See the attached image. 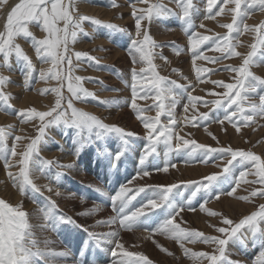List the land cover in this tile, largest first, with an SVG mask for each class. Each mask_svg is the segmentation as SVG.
I'll use <instances>...</instances> for the list:
<instances>
[{
  "label": "rangeland",
  "instance_id": "rangeland-1",
  "mask_svg": "<svg viewBox=\"0 0 264 264\" xmlns=\"http://www.w3.org/2000/svg\"><path fill=\"white\" fill-rule=\"evenodd\" d=\"M125 1L115 0L118 6L114 7L113 0H71L70 11L74 17L81 15L94 17L103 21L104 24H114L124 29L120 31L104 24L94 25L84 21L83 31L78 30L76 40L74 42L69 40L66 55L71 57V74L74 77H83L81 81L83 87L94 93L95 98L89 96L86 99H76L68 90L67 80L48 78L47 70L52 67L51 61L46 62L41 59L30 38L16 37L15 44L19 45L30 59L31 69L26 61L15 54L9 57L7 63L0 54V76L7 80L0 90L9 96L7 105L0 102V128L9 132L6 140L7 148L15 147L17 152L15 157L9 155L12 165L10 168L5 164L4 159L0 158V200H4L12 207H18L27 214L32 239L37 242L33 251L39 249L41 253H44L34 257L30 264H44V261L49 264H81V261L94 264V259L90 256L93 248L88 250V245L94 246L95 242L103 245L106 256H113V252H116L114 261L117 262L121 258V253L126 252L143 255L151 264H209L208 260H201L192 256L191 253L205 252L209 255H219V247L216 244L205 243L199 239L181 241L169 234L155 231L169 213L177 208L179 214L175 216L174 222L180 228L195 230L205 236L219 237L228 241L224 258L219 264H253L252 261L256 259H259L258 264H260L259 253L264 252V219H258L256 224L242 226L232 236L218 231L220 227L234 228L241 220L258 212L264 205V196L252 195L253 191L264 189V184L255 182L258 181V177L253 174L255 169L251 168V165H243L237 161L228 165L227 162L231 156L223 153H213L206 157L202 152H192L189 149L170 152L163 143L158 144L157 151L141 164L148 130L144 127L140 116L131 107L132 84L133 70L140 73L142 69H147L148 65L144 61H134L130 54L133 39L137 38L135 17L132 15L133 6L139 9L146 8L152 3H160L166 8L176 6L180 9V5L176 4L177 0H148V3H144L143 0H133L131 3H127L130 0ZM194 1L193 8L196 9V13L192 20L186 21L180 18L181 24H176L179 13L166 14L160 18H153L151 21L145 20L142 21L139 37L142 39L143 34L147 33L155 42L156 47L152 49V52L156 73L187 88V92L177 89L179 100L174 109L176 135L173 138V146L180 143V138H183V140L195 141L212 148L250 151L264 159V116H255L253 123L242 121L237 123L238 117H235L233 122H229L224 119V116L226 112L235 111V105L226 108L203 103V101L221 99L228 93L229 90L226 87L214 81H220L222 84L236 83L239 74L232 69L243 64L252 45L256 43L257 33L241 30L239 34L235 32L231 34L232 42L236 44V52L239 55L227 56L218 62L209 61L205 57L224 55L215 50V41L209 40L199 46L200 58L196 59L191 45L194 34L209 37L228 35L229 30L224 25L233 23L234 14L230 9L234 8L235 4L231 0L228 2L218 0L221 1L220 6L217 1L215 4L217 7L213 6L211 13L207 16V11L204 14L206 0ZM64 2L69 3V0ZM18 3L20 0H0V33L6 31L7 17ZM91 7L103 9V11H100V14L92 12ZM241 7L248 12L242 20L238 18L241 29L244 24L249 26L264 24V9L258 5L253 6L250 0L248 3H242ZM221 8H224L223 12H220ZM107 13H111L109 18H105V15L108 16ZM175 14H178V18L173 16ZM204 15L205 18H203ZM214 23H217V27L213 25ZM59 26L63 27V22ZM29 31L37 40L48 38V33L39 25H29ZM76 53H87L88 57H95L98 63L86 57L77 59ZM261 57L264 58V48L258 49L249 67L255 76L264 79L262 66L264 63L261 62ZM68 68L69 65L65 61L57 70L66 72ZM197 69L200 70L199 73ZM41 71L45 72L46 78H40ZM144 75L146 79L140 81L138 89L149 83L147 77L152 74L145 72ZM54 88H60L63 96L61 109L58 111L65 110L70 116L72 109L68 107V101L71 100L74 108L91 113L105 124L118 126L134 135L125 137L115 131L97 128L78 129L74 125L64 124L63 121L49 125L45 129V135L33 159H36L37 165L40 163L39 159L53 160L57 163L46 166L47 169L43 171L33 167L31 179L40 191L36 192L31 187H26L25 191H21V195L25 197L19 199L16 193L20 192V188L9 173H19L21 154L27 150L32 140L40 135L39 130L42 126L39 118L26 119L19 113L30 109L38 112L50 111L56 106L57 96L52 91ZM45 89L48 91L45 92ZM144 91L146 88L136 95V104L146 109L144 116L155 117L157 109L154 105L158 103L155 99L156 94L152 92L145 96ZM27 93H32L29 101L22 102L23 96ZM189 94L199 98L195 102V107L187 106ZM234 95L235 90H233ZM261 95H264V87L257 88L250 97L259 102ZM101 101H107V103H101ZM205 112L209 113V120H199L196 124L187 122L193 116L199 118V115ZM49 119L51 117H46L45 122ZM160 122L168 123L166 114L160 116ZM215 122L221 126L219 130L216 129V124H213ZM205 128L207 129L199 130ZM200 131L209 132L201 135ZM203 136L207 137L202 139ZM16 137L21 139L16 140ZM118 153L122 155L117 159ZM173 159L176 161L172 164ZM203 160L208 161L210 165L214 164L206 173L202 170H194V174L187 176L188 172L185 170L191 171L199 167L181 166L178 175L164 179L161 170H156L162 169L166 164L168 167H173L178 162L200 163ZM64 164L72 166L59 167ZM240 165L243 166L242 171ZM226 166L230 168L227 173L224 171ZM179 167L176 166V168ZM33 169L37 171L36 176L33 174ZM142 171L148 172L149 176L143 175ZM240 172L249 174L245 177L247 182L241 181L237 186L233 181L239 178ZM214 174H220V177L212 183L210 188L201 190L193 196L192 192L195 189L187 184L205 180L206 177ZM150 185H178L179 187L169 193V201L165 206L152 209L147 203L150 197L155 198L156 193L148 187ZM123 186L128 189L125 199H130L126 212L130 215L132 211L142 207L145 209L147 216L141 217L137 227L126 228L120 224L119 219L115 223H105L117 217V210L113 206L111 197H114ZM52 187L62 190L70 197L67 205H63V198L56 197L55 189ZM142 187L145 191L138 192L137 189ZM236 187L239 190H236ZM232 189L237 191L235 195L239 202L238 206L233 204L225 206V200L218 203L220 207L211 205L217 195L223 192L229 194ZM50 201L55 202L54 208ZM201 205L208 211H205ZM118 206L119 201H117ZM211 213H217V215ZM32 217L36 218L34 224L31 221ZM61 217L70 219L63 220ZM225 218L233 223L224 224ZM143 223L145 228L142 229L140 225ZM144 230H148V234L152 233V238L146 239L136 233V231ZM111 232L117 235L107 237L106 234ZM93 233L96 235L94 236ZM65 238L71 242L70 245ZM78 240L86 242V246L81 250L72 244ZM117 245L123 246L119 252ZM185 249H189L190 253L186 254ZM87 250L88 257L84 259L81 254Z\"/></svg>",
  "mask_w": 264,
  "mask_h": 264
},
{
  "label": "snow or ice",
  "instance_id": "snow-or-ice-1",
  "mask_svg": "<svg viewBox=\"0 0 264 264\" xmlns=\"http://www.w3.org/2000/svg\"><path fill=\"white\" fill-rule=\"evenodd\" d=\"M144 3H148V0H143ZM217 0H208L207 9L209 13L213 6L216 4ZM228 2V0H226ZM235 4L234 8L230 11L233 15V23L224 25L228 28L229 34L223 37H209L201 36L196 33L191 39V45L193 50V56L198 59L200 58V53L198 51L199 46L204 44L206 41L214 40V48L216 51L224 54L222 56H208L205 59L218 62L219 60L226 58L227 56L239 55L236 52V44L232 42V33L235 32L239 34L241 30L243 31H255L257 33L256 43L252 45L251 51L248 53L247 57L244 59L243 64L238 68H233L239 75L235 84H222L220 81H214V83L221 84L226 87L229 91L221 99L213 101H203L205 104H213L216 107H226L231 108L235 105L236 110L231 113H227L224 116L225 120L233 122L235 117H238L237 123H253L255 116H264V95L259 97V102H256L250 97L251 93H255L257 88L264 87V79L255 76L250 71V65L253 63V58L256 56L258 49L264 48V24L260 26H249L247 24L243 25V29L239 26V21L248 15V12L242 9V3H248V0H231ZM253 6H259L264 9V0H250ZM113 6H118L113 0ZM72 7L71 0L69 3H65L64 0H20V3L16 4L12 8L10 14L7 17L6 31L0 33V54L3 55L5 63H7L9 57L15 54L18 58L23 59L27 62L29 69H31V61L24 54L21 47L15 44L16 37L23 36L25 38H30L33 45L36 48L37 53L40 55L41 59L44 61H51L52 67L47 70L48 78H55L59 80H67L68 90L72 93L76 99H86L89 96L95 98V94L89 92L83 87L81 81L83 77H74L71 72V57L67 56L68 43L69 40L75 41L78 35V30L83 31L82 24L84 21H89L94 25L104 24L103 21L89 16H78L74 17L70 8ZM180 7L183 9V14L181 19L190 21L191 12L193 10L191 0H180ZM172 10L167 9L163 4L152 3L146 8H135L133 6L132 15L135 17L136 26V39H133L132 47L130 49V54L133 56L134 61H144L147 63L148 68L142 69L140 73L133 70V100L131 107L140 116L144 127L148 130L147 139L149 141L147 147L145 148L144 156L141 159V164L148 156L154 154L157 151V145L160 143L165 144L168 150L171 152L173 150L180 151L182 149H189L192 152H202L206 157L213 153H223L225 155H230L231 159L227 162L228 165H232L233 161H237L243 165H251V168L255 169L253 173L258 177V181L264 184V159L260 156L254 154L250 151L243 150H232L231 148H212L203 144H198L195 141L183 140L180 138V143L173 146V138L176 135L174 128L176 126L174 109L175 105L179 100L180 89L187 92V88L184 85L177 84L175 81H170L165 77L160 76L156 73L155 66L153 65V52L152 49L156 47L155 42L147 34H143V38L140 39L142 21H151L153 18H160ZM224 8L220 9L223 12ZM63 22V27H60V23ZM35 24L39 25L48 33V38L37 40L33 34L29 31V25ZM107 27L116 28L117 30L124 31V29L119 28V26L114 24H104ZM187 31V29H185ZM87 35V34H86ZM86 57L89 60L98 63L95 57H88L87 53H76V58ZM68 63L69 68L66 72L58 71L57 69L65 63ZM231 67V66H229ZM199 69L197 72L199 73ZM149 72L152 75L147 77L149 83L138 89V84L141 80L146 79L144 73ZM40 78H46L45 72L41 71ZM7 82L6 78L0 76V89ZM146 88L144 95L155 92V99L158 101L154 105L157 109V114L155 117L144 116L143 113L146 111L145 108L140 107L136 104L135 97L139 91ZM233 90H235V95L233 96ZM45 92L48 90L45 89ZM56 93L57 100L56 106L48 112H38L35 109H30L27 111H21L19 114L26 119L39 118L42 122L40 128V135H38L32 142L28 145L27 150L24 151L22 159L19 161L21 168L19 173H9L13 177V180L18 184L20 190L25 191L26 187H31L33 191L39 192L40 188L31 179V171L33 167L39 168L43 171L46 166H52L56 164L53 160H43L39 159L40 163L36 164V159H33L34 154L38 152V145L45 135V129L55 123H60L63 121L64 124L74 125L78 129H93L97 128L106 131H115L120 133L122 136H132L133 133L126 132L123 128L115 125L105 124L95 115L91 113L84 112L80 109H76L72 106V101H68V107L72 109L71 115L69 116L65 110L61 109V100L63 96L61 94L60 88L52 89ZM199 98L188 95L189 104L195 107V102ZM9 96L6 95L2 90H0V102L5 105L8 104ZM167 102V104H166ZM101 103H107V101H101ZM185 111H187V106H185ZM55 113V115H53ZM166 114L168 117V123L162 124L160 122V116ZM209 113H201L199 118L193 116L188 123L196 124L199 120L207 121L209 120ZM46 117H51V119L45 122ZM223 121H221L222 123ZM9 132L0 128V158H3L5 164L10 168L12 165L9 161V155L15 157L17 152L15 147L8 149L6 140ZM21 137H16V140H20ZM122 153L117 154V159ZM206 162V161H205ZM72 165H59V167H71ZM160 171V168L156 169ZM164 172L168 171V164H166L163 169ZM225 173L230 171L229 167H225ZM143 175H149L148 172H143ZM248 172H241L239 178L234 179V183L239 186L241 181H245ZM220 177V174H214L205 178V180L197 182H189L187 186H192V195L195 196L197 192L201 190H207L210 188L213 182H215ZM247 182V181H245ZM153 189L156 193L155 198L148 200V205L152 209L160 208L165 206L169 201V193L173 191L174 188L179 187L178 185L169 186H148ZM51 191V189H49ZM128 189L126 186L120 188L119 192L114 197H111L113 201V206L116 207L117 217L112 218L105 223H115L119 219L120 224L126 228L137 227L141 217L147 216L143 209H137L132 211L129 215L126 212L130 199H125ZM138 192H144L145 188L137 189ZM235 191V189H233ZM59 194V193H57ZM252 195L264 196V189L253 191ZM218 198V195H217ZM246 199V197H242ZM117 201H119V206L117 207ZM51 206L55 207V202L50 201ZM186 207H190L186 205ZM201 207L204 208L203 205ZM179 214V209H175L170 212L166 219L155 228V231L161 232L162 234H169L174 239L181 241L191 240L195 241L197 239L204 241L205 243L216 244L219 247V255H209L205 252L191 253L192 256L197 257L201 260H208L209 264H219V262L224 258L225 246L227 244L226 239H221L219 237H209L205 236L195 230H188L180 228L175 224L174 218ZM212 215H217V213H211ZM62 219H70L66 217H61ZM264 219V205L260 207L258 212L252 213L250 216L245 217L240 223L236 224L234 228L220 227L218 231L220 233H226L230 236L234 235L242 226L248 224H256L257 221ZM226 225H231L233 221L228 218L223 220ZM95 236L96 234L93 233ZM107 237H115L117 233L111 232L106 234ZM36 241L32 239V234L30 232V226L27 220V214L24 211L19 210L18 207H12L7 204L4 200H0V264H30L32 259L36 256H41L39 249L33 251ZM122 248V245H117ZM186 254L190 253L189 249H185ZM113 255H117L113 252ZM114 264H151L147 257L136 254V253H121L120 260L114 261ZM260 264H264V252L261 253Z\"/></svg>",
  "mask_w": 264,
  "mask_h": 264
},
{
  "label": "bare ground",
  "instance_id": "bare-ground-1",
  "mask_svg": "<svg viewBox=\"0 0 264 264\" xmlns=\"http://www.w3.org/2000/svg\"><path fill=\"white\" fill-rule=\"evenodd\" d=\"M125 1V0H124ZM133 0H130L129 2H127V3H131ZM136 1H138V0H136ZM126 2V1H125ZM90 10L92 11V12H97L98 14H100L101 12L100 11H103V9H97L96 7H91L90 8ZM179 13V12H178ZM108 14V16H106L105 15V18H109V16L111 15V13H107ZM180 14V13H179ZM201 18V17H200ZM203 18H205V15L203 16ZM218 23H220V22H218ZM217 23H214L213 25H216ZM216 27H217V25H216ZM261 62L262 63H264V58L263 57H261ZM191 63V62H190ZM189 63V64H190ZM188 64V65H189ZM262 66L264 67V65L262 64ZM30 94H32V93H27V94H25L24 96H23V99H22V102H24V101H29V99H30V97H31V95ZM187 106H191L190 104H188ZM182 116V115H181ZM179 122H181V120H179ZM213 124H216V122L215 123H213ZM211 126H213V125H211ZM211 126H209V127H211ZM216 129L217 130H219L220 129V127L221 126H219L218 124H216ZM207 128H205V129H199V130H206ZM209 131H200V134L201 135H204L205 133H208ZM120 136V135H119ZM122 137V136H121ZM207 136H203L202 137V139H205ZM59 138V137H58ZM58 138H56L57 140H59V141H61V139H58ZM123 139H124V137H123ZM148 141H147V138H146V147H147V145H148V143H147ZM145 146V145H144ZM145 147V148H146ZM166 147V146H165ZM54 152H56V151H54ZM144 153H145V151H144ZM168 156V155H167ZM190 159V158H189ZM192 159V158H191ZM174 160V159H173ZM175 161H176V159L174 160V161H172V164H173V162L175 163ZM177 161H178V159H177ZM206 160H203L202 162H200V163H181V162H178L177 164H176V166H180L179 168H176V166H170V167H168V168H170V171H167V172H164L162 169H161V174H162V177H164V179H166V178H170L171 176L172 177H175L176 175H178L177 173L179 172V169L181 168V166H187V168H191V167H199V168H193L191 171H190V169H189V171H186L185 170V172H188V174H187V176H190V174L191 173H193L194 174V170H202V171H204V173H206V172H208V168H210L211 166H214V164H211L210 165V163H208V161H206ZM61 162V161H60ZM61 163H64V162H61ZM113 164V163H112ZM163 164V163H162ZM65 165V164H64ZM164 167V166H163ZM201 168V169H200ZM240 168H241V171H242V169H243V166L242 165H240ZM44 169H47L46 167L44 168ZM117 170V169H116ZM37 171L36 170H34L33 169V174L36 176V173ZM171 173H173L172 175H171ZM241 173V172H240ZM240 175V174H239ZM238 175V176H239ZM46 176V175H45ZM145 176H149V175H145ZM193 176V175H192ZM238 178V177H237ZM41 184H42V182H41ZM48 185V184H47ZM240 185V184H239ZM51 187V186H50ZM45 188H47V187H45ZM53 188V187H52ZM144 188V187H143ZM237 188V187H236ZM53 189H55V195H56V197H60V198H63V205H67L68 204V202H69V198L70 197H68V195H65L64 194V192L62 191V190H58L57 188H53ZM46 190V189H45ZM236 190H239L238 188L236 189ZM235 190V191H236ZM54 191V190H53ZM231 192L228 194V192H223V193H220L219 195H218V198H216L214 201H213V203H211V205H216V206H218V207H220V204H218L220 201H223V200H225L224 202H225V206H229V204H233L234 206H238L239 205V202H238V199H237V195H235L236 193H237V191L235 192V191H233V189L232 190H230ZM15 193H16V191H15ZM25 193V192H24ZM54 193V192H53ZM57 193H59V194H57ZM17 196L19 197V199H21V198H24L22 195H21V190H20V192L19 191H17ZM54 195V196H55ZM58 195V196H57ZM53 196V195H52ZM217 197V196H216ZM175 198L177 199V197L175 196ZM179 198V197H178ZM150 199H152L151 197H150ZM49 200V199H48ZM54 200H56V199H54ZM57 201V200H56ZM48 203V202H47ZM148 204V203H147ZM146 204V205H147ZM45 205V204H44ZM62 205V206H63ZM61 206V205H60ZM43 208V207H42ZM40 209V208H39ZM48 209H50V208H48ZM65 209V208H64ZM142 209H143V207H142ZM144 211H145V209H143ZM50 212V211H49ZM160 212V211H159ZM49 214V213H48ZM48 214H47V216H48ZM44 216H46V215H44ZM47 216L45 217V218H47ZM51 219V218H50ZM35 220H36V218L35 217H32L31 218V221H32V223L34 224L35 223ZM64 220V219H63ZM53 221V220H52ZM44 222H45V220H44ZM29 223H31V222H29ZM31 223V224H32ZM50 225V224H49ZM147 231L148 230H144V231H136V233H138L139 235H141V236H143L144 238H152V233L151 234H148L147 233ZM149 232V231H148ZM71 233V232H70ZM147 234L149 235V236H147ZM67 236V235H66ZM71 236V235H70ZM68 237V236H67ZM100 239H102L101 237H99ZM66 239V238H65ZM67 240V239H66ZM103 240V239H102ZM101 240V241H102ZM103 242V241H102ZM81 250V249H80ZM110 250V249H109ZM119 251H121V249L119 248L118 249V252ZM261 253L262 252H260L258 255H259V258L261 257ZM120 254V253H119ZM228 256V255H227ZM119 259V258H118ZM258 262H259V259H256V260H253L252 261V263L253 264H258Z\"/></svg>",
  "mask_w": 264,
  "mask_h": 264
},
{
  "label": "crops",
  "instance_id": "crops-1",
  "mask_svg": "<svg viewBox=\"0 0 264 264\" xmlns=\"http://www.w3.org/2000/svg\"><path fill=\"white\" fill-rule=\"evenodd\" d=\"M173 1H175V0H173ZM194 0H191V3H192V7H194V5H195V1L193 2ZM218 1V0H217ZM205 2V1H204ZM207 2H208V0H206V4H207ZM219 2V1H218ZM221 2V1H220ZM220 2H219V6H220ZM179 3V5H180V0H177L176 1V4H178ZM218 6V7H219ZM214 7H217V6H215L214 5ZM167 9H171L172 11L170 12V13H167V14H173V13H180V15H179V18H178V14H175V15H173L174 17H177L178 18V20H177V22H176V24H181V20H180V18L182 17V14H183V9L180 7V9H178V7H174V6H171L170 8H167ZM200 9H201V7H200ZM206 11H207V16H208V14H209V11H208V9H207V5H206V7L204 8V14H206ZM195 13H196V9H194L193 8V10H192V12H191V20H192V18L194 17L193 15H195ZM215 17V16H214ZM210 19H212V18H210Z\"/></svg>",
  "mask_w": 264,
  "mask_h": 264
}]
</instances>
